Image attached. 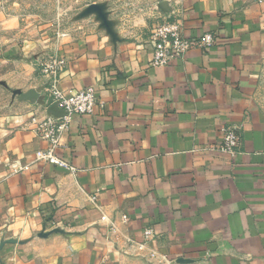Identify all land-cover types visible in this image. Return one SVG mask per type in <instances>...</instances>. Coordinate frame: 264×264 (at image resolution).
Wrapping results in <instances>:
<instances>
[{
  "label": "crops",
  "instance_id": "crops-1",
  "mask_svg": "<svg viewBox=\"0 0 264 264\" xmlns=\"http://www.w3.org/2000/svg\"><path fill=\"white\" fill-rule=\"evenodd\" d=\"M177 19L214 42L158 67L150 32L0 41L9 86L44 88L33 65L56 52L59 88L105 101L60 134L74 170L34 159L47 142L30 120L58 109L0 112V264H264V0H180ZM227 124L241 125L234 155L211 148Z\"/></svg>",
  "mask_w": 264,
  "mask_h": 264
},
{
  "label": "rangeland",
  "instance_id": "rangeland-1",
  "mask_svg": "<svg viewBox=\"0 0 264 264\" xmlns=\"http://www.w3.org/2000/svg\"><path fill=\"white\" fill-rule=\"evenodd\" d=\"M179 3L180 0H0V41L20 43L37 28L48 30L58 39L90 31L142 35L166 20L178 18ZM49 55L35 61L37 73L44 75L42 64ZM31 71L33 78H39L35 70ZM2 74L0 71V112L7 110L14 98L28 101L25 97L36 92V96H45L46 85L11 87Z\"/></svg>",
  "mask_w": 264,
  "mask_h": 264
},
{
  "label": "built area",
  "instance_id": "built-area-1",
  "mask_svg": "<svg viewBox=\"0 0 264 264\" xmlns=\"http://www.w3.org/2000/svg\"><path fill=\"white\" fill-rule=\"evenodd\" d=\"M214 42V35L206 32L197 39H191L183 34V23L179 19H169L157 26L151 32V44L153 55L150 64L152 66H166L175 59L193 48L206 49ZM65 66L64 58L58 53H52L42 64V73L47 77L46 93L44 100L47 104H55L62 110L61 115L50 114L41 119L33 116L30 126L33 133L40 139L47 142V146L35 152L34 159L44 162L61 165L74 170L60 156L56 154V149L60 145L59 137L62 131L67 129L73 115H89L97 111H102L105 101L100 99L95 91V87L89 85L82 89L68 92L59 88V72ZM241 125L227 124L220 128L221 141L211 148L218 151L234 155L239 146L238 130ZM28 169V165H18L12 168V173H17ZM127 219L126 216H123ZM155 235L151 227H147L143 232V240H150ZM142 244L140 243L139 246Z\"/></svg>",
  "mask_w": 264,
  "mask_h": 264
},
{
  "label": "water",
  "instance_id": "water-1",
  "mask_svg": "<svg viewBox=\"0 0 264 264\" xmlns=\"http://www.w3.org/2000/svg\"><path fill=\"white\" fill-rule=\"evenodd\" d=\"M36 94H37V92H36V93H33V95H29L28 97H25V98L29 99V100L32 101V102H40V103L45 102V101H44V95L40 94L39 96H36ZM50 106H51L50 108H53V109H55V110L58 109V111H60V112H59L60 115L62 114V110L59 109V108H57V106H56L55 104H52V105H50ZM53 109H52V110H53ZM51 114L59 115V114H57L56 112H53V113H51Z\"/></svg>",
  "mask_w": 264,
  "mask_h": 264
}]
</instances>
